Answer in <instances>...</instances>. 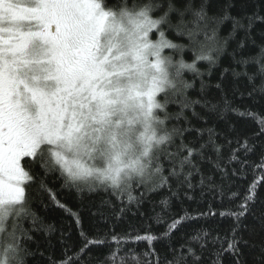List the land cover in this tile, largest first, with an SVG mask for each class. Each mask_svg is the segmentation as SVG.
<instances>
[{
  "label": "snow or ice",
  "instance_id": "snow-or-ice-1",
  "mask_svg": "<svg viewBox=\"0 0 264 264\" xmlns=\"http://www.w3.org/2000/svg\"><path fill=\"white\" fill-rule=\"evenodd\" d=\"M211 6V0H0V264H93L89 250L104 246L109 251L97 264H225L226 258L228 264H264V201L258 198L264 144L259 162L248 160L257 148L249 140L264 138V116L232 107L223 83L215 85L222 103H213L197 67L201 61L214 66L225 52L228 38L219 29L231 20L229 37L244 32L238 48L251 40L258 49L240 59L234 51L232 62L243 71L231 74L252 85L249 98L264 96V43L251 37L264 16L254 13L245 25L230 15L229 0L214 15ZM186 72L200 77L196 99L189 95L195 80L185 79ZM229 111L253 119L258 131L241 141L207 126L212 114ZM246 168L254 178L245 193L227 196L240 202L219 212L233 220L224 236L200 228L173 240L188 221L216 216L210 207L173 216L159 235L113 230L88 238L81 231L83 244L71 255L61 232L63 258L45 255L56 227L44 223L34 205L46 209L47 198L80 223L49 187L50 177L77 193L108 195L102 204L117 218L133 206L139 212L150 194L166 189L161 212L150 217L160 223L173 198L194 199L189 193L197 189L223 201L226 182L230 187L232 177L245 178Z\"/></svg>",
  "mask_w": 264,
  "mask_h": 264
},
{
  "label": "trees",
  "instance_id": "trees-1",
  "mask_svg": "<svg viewBox=\"0 0 264 264\" xmlns=\"http://www.w3.org/2000/svg\"><path fill=\"white\" fill-rule=\"evenodd\" d=\"M109 2L111 3L113 0H109ZM229 2L233 5V7L229 9L230 15L241 19L245 25H247L248 22L246 18L254 13L264 16V0H229ZM211 4L212 6L209 9V14L214 15L224 6L225 0H211ZM231 30V20L226 21L219 29L220 37L228 38V43L225 52L219 56L217 63L214 66H210L207 62L201 61L197 65L200 72L204 74L203 80L210 85L206 91V95L213 103H222L221 92L215 88V85L217 83H223L224 90L227 93V99L231 101L232 107L238 108L240 111L251 110L264 116V96L256 94L253 98H249L247 93L252 91V85L249 84L245 77L241 76L240 78H235L231 74L232 68H235L236 71H243L241 66L232 62V53L234 51L237 53L236 59H240L241 56L255 54L258 49L252 44L251 40L246 41L243 49L238 48V41L244 37V32L238 29L234 37H229ZM262 34H264V23L257 21L251 30V37L256 41V45L264 43V36H262ZM190 55V53L187 54L185 58L188 59ZM225 69H229V72L224 74V79L221 81V75L224 73ZM249 70L251 71L252 69ZM185 79L195 80L196 91L189 90V95L193 99L198 98L197 93L200 77L195 76L191 72H186ZM259 83L260 81L257 80L256 84L259 85ZM241 93L244 94L243 97H241ZM254 100L258 102H254ZM171 110L175 111L176 109L172 108ZM196 111L201 112L202 115H208L199 107H197ZM194 123L196 122L194 121ZM197 126L205 125L198 124ZM207 126H214L217 132L222 135H227L229 139L235 140L239 137L241 141L246 137H252V135L258 131V126L253 119L239 116L231 111L223 113L222 116L219 114H212L209 117ZM233 128L235 131H232ZM191 138L192 137H189V139ZM220 142L223 143V139H221ZM253 142L256 143L257 148L254 153L248 156V160L258 163L261 154L259 146L264 144V138H259L256 141L249 140V143ZM236 147L237 145L235 143L231 145V148ZM229 151V149H225V156L228 155ZM239 155L243 159L242 151ZM203 167L205 171L209 168L208 165H204ZM232 167L239 168V165L234 164ZM245 173V178L232 177L230 187L227 186L228 182H226L223 201H221L218 193L205 190L202 195L199 189L189 193L194 199L189 200L183 196L173 198L170 203L169 213L163 216L162 222L160 223H157L154 219H150V217H154L156 213L161 212L159 201L168 196L166 189L158 193L150 194L148 200L151 201V203L145 202L139 212H137L133 206L131 212H127L123 216L117 218L108 206L102 204V200L110 198L108 195L103 193H89L87 191L77 193L75 189L70 190L62 188L61 180L57 176L50 177L49 187L56 193V197L61 203L67 205L72 212L79 214L80 223L78 225L70 213L51 204L47 198H45V203H48L46 209L34 205L38 214L43 218L44 223L54 224L56 227V232L52 236L53 247L45 250V255L51 254L53 258L57 260L63 258L62 245L58 242L61 232H63L64 236L67 238V245H65V247L70 246L69 255H71L72 252L77 251L83 244V238L80 235L81 231H83L88 238H95L105 234L110 236L113 230L116 234H143L146 230L150 229L152 234L159 235L166 230V224L171 221L173 216H183L186 212L192 216H196L197 213L208 212L210 207L217 213L216 216H207L188 221L175 233L173 240L175 243H180L182 238H188L194 230L200 228H206L213 234L224 236L229 232L233 220L231 217H221L219 212L228 208L235 209V205L240 202L239 200L230 201L227 196L232 191H239L241 195L245 193L249 183L254 178V173L251 168H246ZM218 179L219 176L217 175V180ZM195 182L196 181H194V183ZM258 198L260 201H264V182H262L261 186L258 188ZM111 199L112 203L119 208V203L115 198ZM153 207H155V211H153ZM257 207H259V204ZM141 212L144 213L143 216L140 214ZM101 214H103V220L101 219ZM245 223L251 225L253 223L252 218L249 216L245 220ZM244 237L245 239H249L247 232H244ZM254 239L258 240L259 237ZM146 246V243L142 242L140 244L141 249ZM156 247L160 248L161 245L156 244ZM243 250L246 253L248 252V249ZM89 251L95 258L93 264H97V259L103 260L109 248L107 246L92 247ZM205 259L206 261L210 259L207 253H205ZM225 264H228L227 258L225 259Z\"/></svg>",
  "mask_w": 264,
  "mask_h": 264
}]
</instances>
